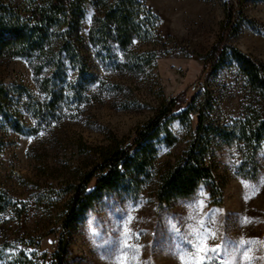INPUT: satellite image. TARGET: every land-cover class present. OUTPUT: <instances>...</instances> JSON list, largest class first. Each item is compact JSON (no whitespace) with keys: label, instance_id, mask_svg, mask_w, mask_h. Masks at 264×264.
Wrapping results in <instances>:
<instances>
[{"label":"rangeland","instance_id":"obj_1","mask_svg":"<svg viewBox=\"0 0 264 264\" xmlns=\"http://www.w3.org/2000/svg\"><path fill=\"white\" fill-rule=\"evenodd\" d=\"M27 1L0 3L27 8ZM139 1L157 18L154 38L135 39L127 51L115 43L86 47L84 75L65 62L66 76L55 81L59 93L52 97L40 87L47 69L35 75L29 58L0 59V87L8 93L0 99V187L16 210L24 207L20 215L11 210L0 217V264H47L67 188L95 160L94 150L130 139L168 98L186 91L194 102L168 122L172 143L164 132L155 140V169L174 163L192 141L193 113L202 106L207 121L220 126L253 109L264 117V95L249 88L230 58L216 72L203 71L223 36L228 0ZM83 8L86 38L96 11L88 1ZM237 8V31H227L222 43L264 66V0H240ZM207 160L217 192L200 184L191 197L164 204L151 183L136 195L103 194L70 229L67 264H183L181 256L198 257L200 237L221 245L204 264H264V139L251 163L242 142L214 137ZM228 166L238 171L229 173Z\"/></svg>","mask_w":264,"mask_h":264},{"label":"trees","instance_id":"obj_2","mask_svg":"<svg viewBox=\"0 0 264 264\" xmlns=\"http://www.w3.org/2000/svg\"><path fill=\"white\" fill-rule=\"evenodd\" d=\"M87 1L94 7L96 15L83 38L80 25L84 18L83 4ZM27 3V8L0 3V59L29 58L35 75L47 69L49 77L43 79L40 87L51 97L59 93L55 81L66 76L65 62L75 68L79 76L84 75L86 47L99 45L106 48L115 43L122 51H127L135 39L145 42L153 39L158 27L157 18L139 0H43L39 3L28 0ZM239 3L240 0L225 2L223 36L204 59L203 71L216 72L230 58L249 88L264 95V66L222 43L227 31H237ZM25 12L28 14L24 15ZM131 57L130 61L137 64L139 57ZM195 85L198 87L199 83ZM7 98V90L0 87V99L4 102ZM193 102L194 96L188 101L187 92L182 91L164 101L130 139H114L109 145L94 150L95 160L67 188L68 196L52 232L55 240L49 244L53 248L48 253L47 264H67L70 229L105 193L120 190L136 195L143 184L151 183L154 198L164 204L191 197L200 184H207L217 192L207 160L214 137L242 142L249 162L253 163L258 144L264 139V117L258 110L253 109L232 126H220L207 121L202 106L200 112L193 113L197 123L192 141L174 163L155 169V140L164 132L165 141L172 143L168 122L186 115ZM184 105L185 108L180 110ZM0 113H3L1 104ZM13 125L16 131H21L17 123ZM15 207L16 203L0 187V217L16 210ZM23 209L20 205L17 214L20 215Z\"/></svg>","mask_w":264,"mask_h":264},{"label":"snow or ice","instance_id":"obj_3","mask_svg":"<svg viewBox=\"0 0 264 264\" xmlns=\"http://www.w3.org/2000/svg\"><path fill=\"white\" fill-rule=\"evenodd\" d=\"M29 139H32V138L30 137ZM220 247H221V245L209 246L207 239L204 237H200L199 244L197 245L198 257L196 255H194L191 262L186 261L183 256H181L180 259L183 261V264H204L205 260L208 259L206 254L208 252L218 251L220 249ZM121 264H127V261L122 260Z\"/></svg>","mask_w":264,"mask_h":264},{"label":"built area","instance_id":"obj_4","mask_svg":"<svg viewBox=\"0 0 264 264\" xmlns=\"http://www.w3.org/2000/svg\"><path fill=\"white\" fill-rule=\"evenodd\" d=\"M196 88H197L196 85H193V86H192V89H196ZM227 171H228L229 173H235V172L238 171V168H237L236 166H228V167H227Z\"/></svg>","mask_w":264,"mask_h":264}]
</instances>
